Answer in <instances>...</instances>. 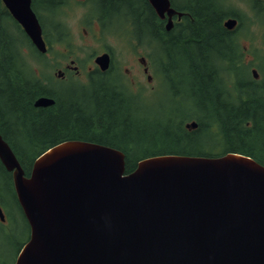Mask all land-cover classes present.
I'll use <instances>...</instances> for the list:
<instances>
[{"label": "water", "instance_id": "obj_1", "mask_svg": "<svg viewBox=\"0 0 264 264\" xmlns=\"http://www.w3.org/2000/svg\"><path fill=\"white\" fill-rule=\"evenodd\" d=\"M3 2L45 52L30 0ZM147 2L167 15V30L181 17L169 0ZM95 63L106 70L109 58ZM53 103L41 97L34 106ZM124 158L112 147L66 140L35 158L25 176L0 135V163L29 227L14 264H264V166L237 153L162 155L126 174Z\"/></svg>", "mask_w": 264, "mask_h": 264}, {"label": "trees", "instance_id": "obj_2", "mask_svg": "<svg viewBox=\"0 0 264 264\" xmlns=\"http://www.w3.org/2000/svg\"><path fill=\"white\" fill-rule=\"evenodd\" d=\"M85 1L93 7L85 11L87 23L95 20L104 32L131 35L151 45L153 51L158 49L156 17L146 0ZM190 2L173 1L177 10L186 12L184 22L176 23L168 32L162 55L151 53L163 71L164 84L176 86L174 102L164 106L137 94L131 95V101L123 100L117 89L122 83L120 78L114 80L110 74L102 75L96 70L90 73L87 84L80 86L87 90L84 95L68 89L52 90L49 77L36 74L30 63L36 58L46 67V56L35 50L21 30L12 34L7 30L6 35H0V134L26 174L39 154L65 140L121 150L126 173L135 168L138 160L158 155L216 156L237 152L264 166V107L246 105L239 109L223 103L219 84L224 72L240 67L244 69L243 79L248 83L252 79L249 66L239 63L234 34L228 37L220 25L225 17L222 0ZM78 3L37 0L35 12L47 38L48 34L55 40L66 37V7ZM261 59L264 61V56ZM40 96L54 99V105L34 107ZM179 101L188 104L184 110ZM154 106L155 115H150L147 107ZM187 121L195 122L197 127L185 129ZM146 143L158 148L142 152ZM217 147L222 148L220 153L214 152ZM28 151L31 159L26 156Z\"/></svg>", "mask_w": 264, "mask_h": 264}, {"label": "rangeland", "instance_id": "obj_3", "mask_svg": "<svg viewBox=\"0 0 264 264\" xmlns=\"http://www.w3.org/2000/svg\"><path fill=\"white\" fill-rule=\"evenodd\" d=\"M234 1L233 10L244 17L250 18L252 16L247 4L239 0ZM77 2L79 3L74 5V7H66L65 23L68 28L66 37L62 40H55L54 35L48 34L51 52L44 58L46 60L45 62H47V66L42 67V64L36 58L30 59V63L34 66L36 74L39 75L40 72H44V75L53 77L50 84L52 90L68 89L80 92L84 95L87 93V90L81 88L76 83L85 84L88 82L85 72L90 66H94L90 57L108 50L112 52L115 58V68L118 71L124 72L125 69L133 66L131 77L134 79L135 87L130 88L132 91L134 90L136 94H139L140 97L144 99H152L157 103L156 105L159 106L173 103L174 100L172 96L175 94L176 88L174 84L169 87L163 83L159 91L155 94H149L143 90L142 83L144 77L139 70H136L135 66H137V62H135L134 56L137 54L150 53V51H152L151 48L143 44L144 41L140 42L134 38L132 39L131 35H123L118 32H104L101 30L99 23L95 20L91 23H87L85 21V11L87 9L93 10V7L87 5L85 0ZM258 22L264 23V11L259 14ZM83 29L86 33H83ZM263 40L264 37L262 36V39L258 38L257 33L254 35L252 34L250 39L242 38L240 40L241 50L251 48L252 51H255L256 60L258 62L257 65H259V61L261 60L262 51H260L259 47ZM70 60H74L75 64L78 66L79 74H71L68 79H65L67 80L66 82H61L55 76L56 70L68 65ZM260 67H264L262 61L260 62ZM89 93H91V91H89ZM179 104L183 107V110L184 107L188 105L180 101ZM147 112L150 115H155L156 106L153 108L147 107ZM192 113H194V111ZM188 122L189 121H187V123ZM156 148H158V145L146 143L140 150L142 152H150ZM215 150H221V148L217 147ZM214 152L219 153V151ZM26 156L28 159H31L29 151L26 153ZM0 204L6 218V220L0 224V264H13L19 248L27 240L28 226L12 192L9 178L1 169Z\"/></svg>", "mask_w": 264, "mask_h": 264}, {"label": "flooded vegetation", "instance_id": "obj_4", "mask_svg": "<svg viewBox=\"0 0 264 264\" xmlns=\"http://www.w3.org/2000/svg\"><path fill=\"white\" fill-rule=\"evenodd\" d=\"M239 1H243L245 4L249 6L252 16L250 18L244 17L235 10H233L232 7L235 2L234 0H222V9H225L223 13L225 17L221 19L220 25L226 31L228 37L230 36V34H234L237 44L239 46V52H237V55H240L239 63L241 66H245V67L247 65L249 66L248 75L251 76L252 82L249 83L246 82L242 77V70L244 69L240 67H236L233 69L232 72L229 73L224 72L222 76L223 77L222 83L219 84V86H221L220 91H221V95H223V103L227 107L228 105L235 106V108H239L246 105L251 107L252 106L264 107V67H260V62L262 61L264 64V61L261 59L259 61V65H257L258 62L256 60L255 51H252L251 48L250 49L246 48L241 50V46H240V40L242 38L250 39L252 37V34L254 35L255 33H257L258 38L260 39H262V36L264 37V23L258 22L259 14L264 11V0H239ZM36 2L37 0H30V6L32 7V9L36 6ZM189 3H191L190 0H184V4H189ZM149 9L152 15L155 16L150 5H149ZM155 17H156L155 18L156 25L158 26L157 34H155V37H157L158 39L157 40L158 49L156 51H153L150 45L149 47L152 50L150 51V53L137 54L136 56H134L135 62H137V66H135L136 70H139V72H141V75H143L144 77V81L142 83L143 90H145L149 94L158 92L160 87L164 83L163 71L160 69L157 61H154L151 58V53H158V55H162V48L166 40V35L168 34V32L174 29L176 23L184 22L183 16L180 19H177L176 16H174L172 17L173 25L170 28V30H167L165 27V24L167 22V15L165 14L163 18H159L157 16ZM227 19H233L235 21L232 28H227L224 26V22ZM7 26L9 28L22 30L20 25L13 19L12 15L7 10L4 2L0 0V35H6ZM150 32H148V37H147L149 43H151ZM259 49L260 51H262V55H261L262 58L264 56V40L261 41V45ZM107 52L109 54V60H110L108 69L102 72L95 65L90 66L86 70V77H88V75L92 70H94V68H97L96 71L103 75L110 73L112 69H116L115 68L116 61L115 58L113 57L112 52L108 50ZM160 58H162V56ZM72 67H76L78 69L75 62L70 61L69 65H65V67H62L58 71H60V73L63 74V78L70 75L71 73L79 74L78 71L73 72L71 70ZM132 69L133 66H130L127 69H125L124 72L118 71L117 69L115 70L117 71V74L124 79V82L118 85L117 89L120 91L121 94H123L120 95L123 98V100L126 101H131L132 98L129 94L130 93L134 94L135 92L134 90L132 91L130 89L131 87H135L134 79L133 77H131ZM229 110L232 109L229 108Z\"/></svg>", "mask_w": 264, "mask_h": 264}]
</instances>
